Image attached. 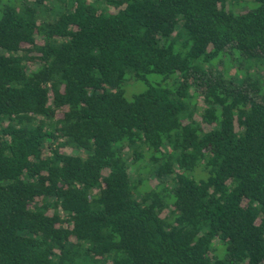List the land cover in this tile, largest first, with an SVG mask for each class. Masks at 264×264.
I'll use <instances>...</instances> for the list:
<instances>
[{"label":"trees","instance_id":"trees-1","mask_svg":"<svg viewBox=\"0 0 264 264\" xmlns=\"http://www.w3.org/2000/svg\"><path fill=\"white\" fill-rule=\"evenodd\" d=\"M239 1L0 0V264H264Z\"/></svg>","mask_w":264,"mask_h":264},{"label":"rangeland","instance_id":"rangeland-1","mask_svg":"<svg viewBox=\"0 0 264 264\" xmlns=\"http://www.w3.org/2000/svg\"><path fill=\"white\" fill-rule=\"evenodd\" d=\"M254 5H255V3L252 2L251 0H240L238 3L235 4L234 10L240 11V10L248 9L250 6H254ZM132 90H133L132 88L128 89L129 92H132ZM126 95L130 97L131 94L126 93ZM215 244H217V243H215ZM218 250H219V253H222V251H223L221 247L218 248Z\"/></svg>","mask_w":264,"mask_h":264}]
</instances>
